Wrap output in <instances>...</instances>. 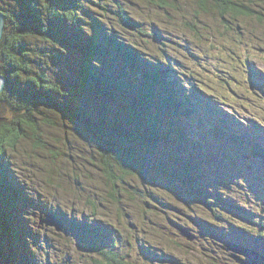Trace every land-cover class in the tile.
I'll use <instances>...</instances> for the list:
<instances>
[{
    "label": "rangeland",
    "instance_id": "rangeland-1",
    "mask_svg": "<svg viewBox=\"0 0 264 264\" xmlns=\"http://www.w3.org/2000/svg\"><path fill=\"white\" fill-rule=\"evenodd\" d=\"M15 2L16 0H0V21L1 13L5 16L4 29L0 36V121L4 120L5 123H3L9 126L15 124L19 128L22 123L23 131L17 138L0 132V139L11 137L15 144L13 152L10 149L5 151L3 148L0 149V197L8 198L7 195L10 194V200L8 198L10 205L0 204V210L6 216L5 223L7 225L16 226L18 223L16 214H18L19 232L23 229L27 232H24L26 240L24 247L27 243L31 247L32 262L38 263L37 260L40 259L42 263L52 261L53 264H100L97 261H101V256L94 261L95 257L90 253L89 248L94 250V248L104 246L109 249L113 244L109 242L112 238L115 239V248L120 256L124 257V264H152L153 261H156L155 264H241L239 261L237 262L236 255L243 256L241 258L245 260L250 259L230 250L229 244L247 246L256 253H263L264 244L261 235H264V158L262 156L260 160L252 158L251 153L247 152V148H252L250 144L256 146L257 142H264V123L252 125L251 131L254 135L249 137L246 133H241L245 129L234 125L229 128L225 125L228 124L226 116L223 119L217 109L225 107L228 110V108L238 105L240 107V102L242 107H245L243 102L247 97L240 92H246L251 96L258 94V97H262L264 83L261 80L257 81L252 71L253 69H264V21H259L256 18H242L236 22L231 19L233 24L229 23L231 26L228 27L215 13L200 12L196 15L194 4L189 0H181L182 10L174 13L173 19L162 12L158 14L159 10L154 9L156 7H153L148 0H82V7L78 10H69L70 15L58 10L60 13L63 12L65 18H76L77 23H66L68 33L59 29L52 33L45 31L46 27L42 28V26L47 24V13L57 12L53 9L55 8L53 5H50L52 8L47 7L43 0H28V3H31L28 6L23 5L25 4L23 1L20 4L16 2V6H14ZM56 4H59V0L56 1ZM82 9L88 10L90 14L91 12L97 13L94 31L90 30L91 17L85 15ZM15 12L17 15L23 16L21 22L26 23L30 20V23L35 26L25 27L24 32L17 33L20 30L16 26ZM129 22L132 26L128 29L129 35L133 36V39L120 37L117 39L118 42L108 36L109 42H105V47L97 44V37L101 36V33L104 34V30L112 32L122 27L125 29ZM189 24H192L194 29H191ZM111 26L115 29H112ZM79 27L85 29L88 43L81 39L76 41L77 31L75 29ZM91 34H94V37H91ZM160 35L165 37L160 39L162 41L157 40ZM88 36L93 38V42ZM64 44H66V49ZM134 45L136 49L141 48L146 52L145 54H148L146 58L153 59V65H166L169 68L172 66L174 71L170 73L173 74L176 70L183 84L190 90L192 82L199 83L202 90L198 88L196 92L204 94L203 98L208 99L207 103L199 102L200 100L191 96L194 101L192 103L206 109L201 116L204 120V123H201L202 126L198 125L200 122H196L195 130H190L191 140H186L188 134L185 138L180 136L178 138L175 134L174 140L170 139L165 144H161L158 149L152 148L150 152V162L157 165L164 159L177 157L175 153L181 156L180 151L189 157H195L192 172L188 175L185 173L184 182L174 180L175 178L172 180L173 176L168 174H159L157 169H153L154 177H149L150 173L146 169L152 170V168H146L140 172L145 176L138 177L136 180L135 176H129L131 172L128 171L127 175L125 171H120L119 165L117 168L116 163L112 162L113 168L115 167V174L113 173L114 169L111 170L112 174L117 176L116 184H113L98 170L96 167L98 162L94 160L95 157L97 160L98 156L91 153L86 161L98 175L88 174L87 170L83 173V178L90 179L95 176L99 181L105 180L114 191L108 204L99 209L100 212L95 211L93 214L88 207L77 208L75 203V209H73L66 201L60 199L57 194L68 192V187L73 186L68 185L69 183H63L56 189L57 186H60L58 182L53 183L54 185L47 182L49 186L45 187L52 195L47 196L40 191L33 195L34 190L44 187L42 178H47L45 170L48 165L49 175L53 181L59 180L58 169H69L74 166L75 156L71 153H62L61 146L62 148L68 146L64 139L71 134L82 136L83 133H86L83 129H74L68 134L70 129L63 121L65 113L57 108H50L49 104L43 102H75L79 105L71 106L68 109L75 108L77 110L78 108L84 113L85 119L91 118L92 120L94 116L106 115L102 114L103 108H106L104 102L109 101L114 105L113 107H119L120 102L113 98L111 92L114 84H123L117 80L122 78V74L118 73L122 67L118 66L116 69H112L114 68L113 63L114 61L119 63L118 57H121V52L124 55H130L126 51L130 52ZM99 62L103 69L96 71L92 66L94 67V63ZM54 63L57 64L56 68ZM37 66H50V73L40 71ZM177 66L179 67L177 68ZM141 69L143 70H138L137 73L136 69L123 68V73L129 83H133V80L143 82L140 74L145 70L150 71L152 75L158 73L150 66H141ZM66 70L69 74L59 75V72ZM89 72L91 77L88 76ZM232 72L235 73L236 79L230 78ZM219 73L224 76L226 84L221 82L217 75ZM113 76H116L117 79L112 80ZM95 77L99 78L96 83L93 81ZM11 78L15 81L10 82ZM106 78L108 80L104 81L108 83H103L102 79ZM30 81L35 83L36 88ZM144 81L146 80L144 79ZM173 81H176V78ZM17 83H20L25 93H20V90L14 87V84ZM150 83L147 82L149 85ZM61 84L66 86L65 90L59 89ZM42 86L44 88H39ZM230 87L235 90L231 88L229 91ZM37 89L48 91V98L37 95ZM233 91L238 93H233ZM164 95L161 93L159 98H163ZM108 97L112 99L107 100ZM262 99L260 106L264 108V98ZM88 100H90V105ZM120 101L122 106L125 105L122 100ZM184 101L188 103L190 99L187 98ZM36 104H40L41 107L34 108ZM261 111L264 112V109ZM73 112L77 116L75 111ZM53 113L58 117L50 115ZM44 115L46 118H43ZM27 117L36 120L37 124L32 125ZM210 120L214 122L212 123ZM57 121L64 123L61 125V130L65 136L56 130L51 132L58 140L56 142L58 151H55L45 144L42 133L45 127L51 129L56 126ZM162 124L164 127L176 129V126L168 125L164 121ZM212 125L216 126L217 132L224 130L225 133L222 131L221 133L225 135L215 139L212 134L214 130ZM224 126L228 127L227 131ZM255 126L262 129L261 135H256ZM85 129L89 130V128ZM202 133L205 134V138L201 136ZM139 138L140 136L134 134L135 140ZM231 139L237 142L233 143ZM171 141L174 143L171 144ZM242 143L245 144V147ZM138 145L141 147V142ZM78 151L81 152V149ZM222 151L226 153L225 157L222 155ZM136 154V152L132 153L134 157L137 156ZM6 155L13 167L12 171L9 170L10 173L7 172V169H10L9 165L5 164L7 162ZM231 158L234 159L232 162L235 165L231 162ZM53 159H57V166L51 162ZM176 159L168 161L169 163L164 162L171 172L172 169L180 168L183 165V161ZM204 160L210 164L211 168H204ZM179 164L181 166H177ZM133 169L137 176L139 174L138 166ZM177 176L181 177L179 174ZM197 176L199 181L195 182ZM130 180L140 182L139 198L135 194L133 197L131 196L133 192L130 189ZM76 182L77 180L74 183L76 184ZM128 182L129 185H127ZM190 182L194 184H190ZM19 183L22 186L19 187ZM8 185H13L16 188H10ZM28 185L32 189L28 188ZM197 186L200 189L196 190ZM27 188L30 194H28ZM20 191L29 199L20 198L18 195ZM151 194L154 196L153 198ZM60 195L66 197L67 200L70 198L69 194ZM122 196L130 201V205L124 207ZM26 200H30V202L25 203ZM53 204L57 206L56 211L65 207L67 209L65 212L70 217L75 216L74 210L76 209H80L78 215L81 218L91 216L92 213V215H96V220L105 222L107 226L111 225V231L108 230L110 227L104 228L103 231L102 227L106 224L98 223L96 224L99 225L98 232L92 233L95 238L83 235L78 238L81 240L80 244L75 238V232L71 231L70 224L67 228L68 232L62 235L60 232L64 226H62L63 229L58 230L55 226L51 227L44 222L41 223V219H46L42 210H46L47 207L51 209ZM13 207L16 208V212L13 211ZM81 218H78L77 222H80ZM195 218H198V221H195ZM134 221H139L140 224L132 229ZM177 224H183L190 229L195 235V239L189 240L182 235L179 228L176 227ZM259 225L262 226L260 230L257 229ZM127 226L130 229H122ZM245 226L248 227V231L243 230L246 229L243 228ZM117 227L123 232L121 233ZM137 227L139 230L136 229ZM252 227L254 230L251 229ZM36 231L41 234V240L34 237ZM127 231H129L128 234ZM252 231L254 235H259V238L252 237ZM70 232L74 233V236L70 235ZM22 243L14 235L12 239H7L8 246H5L6 248H3V244L0 245V253H3L2 256L0 255V264H10L11 254H15L16 258L19 257L22 264H30L16 249L17 244H20L19 248L21 249ZM96 243L100 246L95 247ZM154 249L163 253V256L156 259L150 258L147 252ZM169 252H174L175 257H171ZM253 256L256 255L253 254Z\"/></svg>",
    "mask_w": 264,
    "mask_h": 264
},
{
    "label": "trees",
    "instance_id": "trees-1",
    "mask_svg": "<svg viewBox=\"0 0 264 264\" xmlns=\"http://www.w3.org/2000/svg\"><path fill=\"white\" fill-rule=\"evenodd\" d=\"M22 1L25 3V4H23L25 6H28L31 4V3H28V0H16L17 4H20ZM43 1L47 7L49 6L50 8H52L50 5H53L55 7L53 9L57 12L47 13V15H46L47 24L45 26H42V28L46 27V28H44V30L48 31V32H52V33H54V31H56L57 29H59L65 33H68V28H67L66 23L67 22L68 23H77L76 18L75 17L65 18L63 16V12L60 13L58 10L64 11L65 14L70 15L69 10H71V9L78 10V9H80V7H82V4H83L82 0H59V4H56L57 0H55L54 2L52 0H43ZM148 1L150 2L151 5H153V7H156L154 9H157L160 11V12L157 11L158 14H160L162 12L164 15H168L167 17H169L171 19H173L174 13H178L182 10V6L180 5L181 0H148ZM189 1H191L194 4V13L196 15L199 14L200 12H204V13L211 12L212 14L215 13L220 18H222L221 20L223 22H225V24L228 27L231 26L229 23L233 24L231 19H234L236 22L240 21V19H242V18H245V19L256 18L259 21H262V20L264 21V0H189ZM16 2H15L14 6H16ZM130 2H132V1H130ZM25 11H27V10H25ZM82 11H84L85 15H88L89 17H91L90 22H89L90 23V30L94 31V23L96 22L97 13L91 12V14H92V16H91V14H90V12H88V10L82 9ZM82 11H81V14H83ZM14 16L16 19V21H15L16 26L20 30L19 32L17 31V33L24 32L25 27L29 28L32 25L35 26V24L30 23V20H28L26 23L21 22V21H23V16L17 15L16 12H15ZM189 26H191V29H194V26L192 24H189ZM130 27H132V26H131V23L129 22V23H127V27L125 29L123 27L120 29H117L116 31L118 32V35H116L115 32H113L115 30H113L112 32H107L106 30H104V31L106 33H108V36L110 37V39H113V40L120 39V37L127 38V39H133L134 37L129 35L128 29ZM48 28H50V30H48ZM111 28L115 29V27H113V26H111ZM104 29H106V28H104ZM41 30H43V29H41ZM75 31H77V33L75 35L76 41L81 39L83 42H87L86 32H85V29L83 27L76 28ZM241 32H243V31H241ZM108 36L103 35L101 33V36L97 37V44L105 47L106 46L105 42H109ZM49 37H51V36H49ZM91 37H94V34H91ZM91 37L88 36V38L91 39V41L93 42V38H91ZM161 38H165V37L160 35V37L157 40H160ZM160 41H162V40H160ZM135 44L139 45L138 43H135ZM107 46H111V45H107ZM135 47H136L135 45L132 46V48L130 49V52L128 50L126 51L127 53L130 54L128 56L124 55L121 52V57H118V60H120L119 63L117 64L116 61H114V63H113L114 68H112V69H116L118 66L122 67V70L120 69L118 71L119 74H122V78H120L121 80L117 79L116 76L115 77L113 76L112 80L117 79L123 84H114L113 91L111 92V94L113 95V98L118 100V102H120L121 105L119 107H113L114 105L111 104L109 101L104 102L105 103L104 106L106 108H103L102 114L105 113L106 115H103L100 117L94 116L93 120L91 118L85 119L86 117L84 116V113L81 110H79L78 108H77V110L75 108L68 109L71 106L77 107V105H79V104H76L75 102H71V101H66L64 103L43 102L45 104H49L50 108H57L58 110L65 113V118H64V120L66 122L65 125H67V127H69V129L71 130V131H69V134L74 129H83L86 133H83L82 136H76L74 134H71V136H67V138L64 139V141L67 143L68 146L67 147L65 146L64 148H62V146H61L62 153L63 154L71 153L75 156L74 166L70 167L69 169H66V168L58 169L59 173L57 174V176H58L59 180L53 181L49 175L50 168L48 165V168L45 170V172L47 173V174H45V175H47V178L46 179L42 178V181L44 182L43 183L44 187H42V189L38 188L39 190H34L33 195H35L36 193L38 194V191L44 193V195H47V196L52 195L50 192L48 193V190L45 187V186H49L47 184V182H49V184H52V185H54L53 183H56V182H58L60 185H62L63 183H69L68 185H73V186L68 187V192L64 191V193H58L57 194V196L60 199L66 201L68 203V205L70 207H72L73 209H75V205H76L77 208H80V206L88 207V209H90L93 214L95 213V211L100 212L99 209L102 206L105 207L108 204L112 195L114 194V191L111 189V187H109L107 181H105V180L99 181V179H97L95 177L98 175V173L96 171H94L92 169L91 165L89 163H87V161H86L88 159L89 154H91V153H93L94 156H98L97 160H96V157L94 158L95 162H98L96 164V167L98 168V170L101 173H103V175L107 179L112 181L113 184H116V177L117 176L116 175L113 176V174H112V171H111L112 169H114L113 173L115 174V167L113 168L112 162L116 163L117 168L119 165L120 171L121 170L125 171V173L127 175H128V171L131 172V175H129V176L130 177L135 176L136 180L138 179V177H144L145 176V174H141L140 172H142L146 168H150V169L152 168V170L146 169V171L150 173L149 177H154V173H152L154 171L153 169H157L159 174H162V173L168 174L169 176H173L172 180H173V178H175L174 180H182L184 182H185V180L183 179V176H186L185 173L188 175L190 172H192V167L194 165L195 157H193V158L189 157V155L180 151V153H182L181 156L179 154L175 153V156L177 155V157L164 159V161L162 163H159L157 165V164H153L150 162V158H151L150 152H151L152 148L158 149V147L161 144H165L170 139L174 140L173 138H174L175 134L178 138H179V136L185 138L188 134L186 140L187 141L191 140L192 134H191L190 130L191 129L195 130L194 126H195L196 122H200L198 125L202 126L201 123H204V120H202L201 116L203 115L204 111L206 110L204 107L202 108L200 105H197L196 103H192L194 101H192L191 96L196 98L197 100H200L199 102L207 103L206 100H208V99L203 98L205 96L204 94L196 92L198 90V88L200 90H202L199 83H196V82L193 83L192 82V84H191L192 88L190 90L185 84H183V81L177 75L176 70L173 74L170 73V72L174 71V68L172 66L169 68L166 65H162V66L161 65H153L152 64L153 59L150 60V59L146 58L147 57L146 55H148V54H145L146 52H144L141 48L136 49ZM64 48L66 49V44H64ZM121 48H122V46H121ZM175 60L178 61L177 59H175ZM170 61L173 62V60H170ZM141 66H144V67L150 66L151 68H153V70L155 69L156 71H158V73L157 74L153 73V75H152V73H150V71L145 70V72H142V74L139 73L141 75V77L143 78V82H138V81L133 80V83H129L127 81V77L123 73L124 72L123 68L136 69V72L138 73V70H140V71L143 70V69H141ZM37 67L40 71H42L44 73H50L49 72L50 66H48V67L37 66ZM54 67L55 68L57 67L56 63H54ZM178 67L179 66H177V68ZM92 68L95 69L96 71H99V70L103 69V66L99 62V63H94V67L92 66ZM22 70L24 72H27L24 69H22ZM227 70H229V68H227ZM125 72H126V70H125ZM227 73H229V72H227ZM60 74L61 75L66 74L67 75V74H69V72L66 70V71L61 72V73L59 72V75ZM252 74L255 78H257V81L260 82V80H261V82L264 83V77H263L264 71L263 70L253 69ZM186 75H188V74H186ZM217 75L221 79V82L226 84V82L224 80V76L221 75V73H219ZM88 76L91 77L90 72H89ZM153 77H154V79H153ZM188 77H189V75H188ZM174 78H176V81H173ZM230 78L236 79L235 73L232 72V76ZM98 79H99L98 77H95V78H93V81L96 83V80H98ZM134 79L137 80L136 78H134ZM144 79L148 83L151 82L150 85L147 84V82L144 81ZM102 80L103 81L108 80V78L102 79ZM227 80H230V79L227 78ZM12 81H15V80L11 78L10 82H12ZM30 82L32 83V81H30ZM238 82L240 83V80ZM103 83H108V82L104 81ZM32 85H34V87H35V83L34 84L32 83ZM221 86H223V85H221ZM263 86H264V84H263ZM14 87L16 89L20 90V93H22V92L25 93L24 89L20 85V83L14 84ZM39 88H44V87L42 86ZM231 88H233V87H230L228 90L230 91ZM59 89L65 90L66 86L64 84H61L59 86ZM182 89H183V91H185V94H183ZM233 90H235V89L233 88ZM260 90H262V89H260ZM36 92H37V95L44 96L45 98H48V96H49L48 91H45V89H42V90L37 89ZM258 92L262 93L261 91H258ZM87 93H89V92H87ZM161 93L165 94L163 98H159V95ZM233 93H238V92L233 91ZM240 93L247 97L244 99V102H243L245 107H242V104L240 102V107L238 105L237 107H230V108H228V110H226L225 107L218 108L217 112L220 114V116L223 119H224V116H226V120H227L228 124H225V125H227L229 128L231 125L236 126L237 124H239L241 126V128L245 129V131L241 132V133L242 134L246 133L247 135H249V137H251L252 135H254V133H252V131H251V125H255V124L260 123V122L264 123V112L261 111L264 108L262 106H260L261 102L263 100L262 98H264V93H262V97H258V94H256L255 96H251L250 94H248L246 92H240ZM33 96H35V95H33ZM187 98L190 99V102H188V103L184 101ZM97 99H98V97H97ZM106 99L111 100L112 98L110 99L108 97ZM120 100H122L125 103V105L122 106V102ZM89 102H90V100H88V103ZM88 103H86V104L88 105ZM101 103L103 105L102 101H101ZM191 103H192V105H189ZM211 103L214 104L213 102H211ZM62 104H64V106H62ZM89 105H90V103H89ZM159 105H161V107H158ZM93 106L96 108L98 107L96 105H93ZM202 106H204V105H202ZM39 107H41L40 104H36V106H34V108H36V109ZM234 108H237V109H235V111L233 112ZM73 111H75V113L79 117H77ZM217 116H219V115H217ZM145 117H146V119H144ZM43 118H46V116L44 115ZM27 120L29 122H31L32 125L37 124L36 120L31 119L30 117H27ZM163 121L166 122L168 125L176 126V129H173L171 127H164L162 124ZM210 121H212V120H210ZM3 122H4V120L0 121V132L1 133H5V134L13 136L15 138H17L22 133L23 129H22V123L21 122H20L21 123L20 128H19V126H15V124L9 126L7 124H4L5 122L4 123ZM213 122L214 121H212V123ZM206 123H209V122H206ZM225 123H226V121H225ZM55 124H56V126L51 127V128L59 130L58 133L65 136L63 131L61 130V125L59 127L57 125V123H55ZM244 125H246V126H244ZM215 127H216L215 125H212V129H214L212 131V134H213L215 139H218L219 135H225V134H219L221 131L225 133L224 130L217 132ZM228 127L224 126V129H226V131H227ZM85 128H89V130H86ZM45 131L46 130L44 129V131L42 133L43 134L42 138H43L44 142H46L45 144L48 146V148H51L55 151H58V146L56 143V142H58V140L55 139L54 141H52L51 137H50V135H52V133L48 134V132L47 131L45 132ZM139 132H140V134H139ZM236 133H238V132L236 131ZM44 134L49 135L47 137L48 139L43 137ZM134 134L137 136H140V138L135 140ZM201 136H203L205 138L204 133H202ZM5 139L6 140L9 139V140L5 142L4 141ZM145 139H147V141L150 143L149 144H147V143L142 144L140 147V145H138V143H140L141 140H145ZM240 139H241V137H239V140ZM231 141L233 143L237 142L236 140H232V139H231ZM173 143L174 142L171 141V144H173ZM261 143H262V145H261ZM256 144H257L256 146L259 149L255 145H252V144H250L252 148H247V149H248V152L251 153V156L253 158L260 160L261 156L263 155L262 153H264V142H260V143L257 142ZM88 145H89V148H87ZM243 145L245 147V144H243ZM10 146H14V147H10ZM72 146L78 147L79 149H81V152H79L77 149H75ZM147 147H148V149H147ZM1 148H3V151H5L6 149H10V151L13 152L15 150V144H14V141L11 139V137H5L3 140L0 139V149ZM73 150H76V151H73ZM129 150H131V151H129ZM258 150H260L261 152H259ZM133 152L137 153L136 157H134L132 155ZM82 153H84V154L81 155ZM225 154L226 153L222 151V155H224V157H225ZM67 155H69V154H67ZM262 158H264V157L262 156ZM3 159H4V156H3ZM175 159L177 161H183V165H182L183 167L181 166V164H179L177 166H181V167L172 169V172H171V171H169V168H167V166H165L166 165L165 163H169L168 161L175 160ZM6 160H7V155H6ZM56 160L57 159L51 160V162L55 166H57ZM232 160H234V159L231 158V162H232ZM7 164L9 165V167L11 165L10 169H7V172H9V170L12 171L13 167H12V164L9 162V160H7ZM203 164H204L203 165L204 168L205 167H206V169L211 168L210 164H208L206 162V160L203 161ZM135 166H138V168H139L138 169L139 174H137V176L134 174V173H136V171L133 169V167H135ZM201 168H203V167H201ZM87 170H88V172H86V173L91 174V175H95V176L90 178V179H84L83 173ZM176 170H178V171H176ZM178 174L181 175V177L177 176ZM41 175H44V174H41ZM70 177H72V178H70ZM76 180H77V182L75 184L74 182ZM95 180H97V182H95ZM81 181H83L82 184H81ZM194 181L195 182L199 181L198 176H197L196 180H194ZM99 183H101L102 185H100ZM130 183H131L130 189L133 192V194H131V196L133 197V195L135 194V196L139 198L140 195H138V194L140 192V182L138 183L137 181L130 180ZM89 184H91V185H89ZM190 184H194V183L190 182ZM127 185H129V182L127 183ZM241 185H243V184H241ZM20 186H22L21 183H19V187ZM9 187L13 188V189L16 188V187H13V185H11ZM52 187H51V189H52ZM72 187H74V188L72 189ZM51 189H50V191H51ZM56 189H58V186L56 187ZM195 189L198 190L200 188L197 186ZM69 190L71 191V194H72L71 196L73 198H71V196H70L69 200H67L66 197H62L60 195V194H62V195L69 194ZM53 192L55 193V191H53ZM87 192H88V194H87ZM28 194H30V193H28ZM18 195L20 198L23 197V198L29 199L27 197V195H24L22 193V191H20L18 193ZM7 197L10 200V194L7 195ZM122 197L125 200H127L125 202V200L122 199L124 207L130 205L129 204L130 201L128 199H126L125 196H122ZM151 197L153 198L154 196L151 194ZM8 198L0 197V204L1 205H10ZM27 201L30 202V200H26L24 202L27 203ZM137 201L139 202L138 199H137ZM76 202H78V203H76ZM74 203H75V205H74ZM227 203H230V202H227ZM88 205L91 206V208H89ZM234 206L236 207V205H234ZM51 209L56 211L57 206L55 204H53ZM51 209L48 207L46 208V210H51ZM53 210H51V211H53ZM66 210L67 209L65 207H63V208L61 207L60 210L56 211V214H60L63 217H67L69 219H73V217H75V216L79 219L81 218L78 215L79 214L78 210H80V209L74 210L76 214L73 217H70L65 212ZM13 211L16 212L15 207H13ZM92 213H91V216H87V217H95L96 216V215H92ZM65 214H66V216H65ZM5 219H6V216L0 210V245L3 244L2 245L3 248H6L5 246H8L7 239H12L14 237V235H16L18 237V239L23 242L21 244V249L19 248L20 244H17V246H16L17 251L22 255V257L26 261H29L30 264H34L31 260V256H32L31 247L29 246L28 243L26 244V247H24V242H26V240L24 238V232H26V231L23 229L19 232L20 221H19L18 214H16V220L18 222L16 226H13L12 224L7 225L5 223ZM195 219H197V218H195ZM76 222H77V220H76ZM125 223H127V222H125ZM137 224H140V222L134 221V226L132 227V229L135 226H137ZM68 226H69V224L66 225V228H65L66 230L64 229V233L68 232L67 231ZM109 227L112 228L111 225ZM158 227H160V226H158ZM96 228H99V226H96ZM117 228H115V229H117ZM243 228H246L243 230H247V231L249 230L247 226H245ZM260 228H262V226L259 225L257 229L260 230ZM122 229L127 230V229H130V227L127 226V227H123ZM136 229H138V227ZM251 229L254 230V227H252ZM102 230L103 231L105 230L104 227H102ZM118 230L121 233L123 232L119 228H118ZM259 230H258V232H259ZM71 231L75 232V238H77V242L80 244H81V240L78 238L82 237L83 234L86 236L87 234H89L91 232L89 225L85 224L81 221L77 222V223L71 221ZM97 232H98V229H97ZM141 232H142V230H141ZM126 233L128 234L129 231H127ZM70 235L74 236V233L70 232ZM252 237L259 238V235L258 236L254 235V233L252 231ZM90 239H92V238H90ZM92 240H94V239H92ZM261 240H262V243L264 244V241H263L264 235L263 234L261 235ZM109 242L113 243V244H111V247H109V249L105 248L103 246L94 248V250H92V248H89V251L91 250L90 253L92 255H94V257H95V258H93L94 261L96 260L97 257L99 258L101 256V261L100 260L97 261L100 264H124L123 263L124 257L120 256L119 252L115 248V239L112 238ZM94 246L96 247V246H100V245L96 243V244H94ZM5 250H7V249H5ZM159 253L160 252H157L154 249L153 251H151L147 255L150 258H152V257L154 258V255L159 254ZM173 253L174 252H169L171 257H175V255ZM2 254L3 253H0L1 256H2ZM161 254H163V253H161ZM11 257H12V261L10 262V264H16V263L18 264V262H19V264H22L21 263L22 261H20L19 257L16 258L15 254H11ZM154 259H156V258H154ZM153 262L154 263H152V264L156 263V261H153ZM35 264H38V263H35Z\"/></svg>",
    "mask_w": 264,
    "mask_h": 264
},
{
    "label": "bare ground",
    "instance_id": "bare-ground-1",
    "mask_svg": "<svg viewBox=\"0 0 264 264\" xmlns=\"http://www.w3.org/2000/svg\"><path fill=\"white\" fill-rule=\"evenodd\" d=\"M64 6V5H63ZM11 13V12H10ZM11 15V14H10ZM13 18V17H12ZM85 23V22H84ZM113 32H115V34L116 35H118V32H116V31H113ZM103 35H107L108 36V33H106L105 31H104V34ZM99 55V54H98ZM109 59V58H108ZM124 60V59H123ZM120 61V60H119ZM43 67V66H42ZM45 67V66H44ZM52 67V66H51ZM46 69V68H45ZM214 107V106H213ZM51 116H56V117H58V115L57 114H55V113H53V114H50ZM162 116V115H161ZM63 121L65 122V120L63 119ZM57 123V125L60 127V125H62L63 123H62V121H60V123H59V121H57L56 122ZM66 123V122H65ZM42 126V125H41ZM236 127H239V128H241V126L239 125V124H237L236 125ZM251 127H252V125H251ZM256 127V129L254 130L255 131V133H256V135H261L262 134V129L261 128H259L258 126H255ZM63 128V127H62ZM47 132H48V134L49 133H51V132H55L54 130H56V131H59V130H57V129H53V128H51V129H49V128H47V127H45L44 128ZM45 131V132H46ZM71 131V130H70ZM48 134H44V136L43 137H45V138H47L49 135ZM68 134H69V132H68ZM43 135V134H42ZM69 136H71V135H69ZM50 137H51V135H50ZM240 137V136H239ZM55 138H56V136H54L53 134H52V137H51V140L52 141H54L55 140ZM48 139V138H47ZM73 140V139H72ZM151 140V139H150ZM154 140V139H153ZM71 141V140H70ZM46 143V142H45ZM71 143V142H70ZM75 143V142H74ZM145 143H147V144H149L150 142H148L147 141V139H145V140H141V145L142 144H145ZM71 146V145H70ZM72 147H74L75 149H77V150H79V148L78 147H76V146H72ZM143 149V148H142ZM147 149H148V147H147ZM69 150V149H68ZM151 150V149H150ZM73 151H76V150H73ZM263 155V157H264V153H262ZM5 164L6 165H8L7 164V162H5ZM10 168V167H9ZM46 173V172H45ZM47 174V173H46ZM56 175V174H55ZM67 175V174H66ZM61 180V179H60ZM84 180V179H83ZM26 182V181H25ZM82 182L83 181H81V184H82ZM63 185V184H62ZM89 185H91V184H89ZM58 187H61V185L60 186H58ZM92 187V186H91ZM28 188H30V189H32L31 188V186L30 185H28ZM27 188V192L28 193H30ZM74 187H72V189H73ZM84 194V193H83ZM87 194H88V192H87ZM69 195L71 196L72 194H71V191L69 190ZM72 197V196H71ZM76 197V196H75ZM85 197V196H84ZM73 198V197H72ZM123 200H125L124 198H123ZM34 203V202H33ZM43 203V202H42ZM47 205V204H46ZM113 207V206H112ZM52 210V209H51ZM51 210H42L43 211V216H44V214L45 213H50L54 218H56L58 221H60V223H61V225L62 226H64V229L66 228V225L67 224H70L71 225V221L72 222H75V223H77L76 222V220H78V218L75 216V217H73V219H69V218H67V217H63L62 215H60V214H56V211L55 212H52ZM36 211V210H35ZM96 217V216H95ZM95 217H87V216H85V217H82V219H81V222H83V223H85V224H88L89 225V227H90V234H87L88 236H90V237H93V238H95L93 235H92V232H96L97 231V228H96V226H99V225H96V224H103V225H105L106 223L105 222H101L100 220H96L95 219ZM95 220L96 222H94L93 220ZM196 221H198V218L197 219H195ZM31 221L33 222V220L31 219ZM46 224V223H45ZM92 224V225H91ZM202 224V223H201ZM200 224V225H201ZM44 225V224H43ZM43 225H41V227H43ZM46 226V225H45ZM47 226H53L52 224H47ZM104 228H106V227H109V226H107V224H106V226H103ZM176 227H178L179 228V230L181 229V228H186V226L185 225H176ZM35 228H37V227H35ZM45 228V227H44ZM38 229V228H37ZM63 229V228H62ZM64 229L60 232V234H65L64 233ZM92 229V230H91ZM111 228H109L108 230H110ZM48 230V229H47ZM66 230V229H65ZM190 230V229H189ZM67 231H68V229H67ZM111 231V230H110ZM174 231V230H173ZM181 231V230H180ZM35 232V231H34ZM88 233V232H87ZM192 233V232H191ZM193 234V233H192ZM84 235V234H83ZM61 236V235H60ZM34 237H37L38 238V240H41L42 239V237H41V234L38 232V231H36V236H34ZM61 238V237H60ZM57 239H58V237H57ZM62 239V238H61ZM35 240H37V239H35ZM51 240V239H50ZM96 240V239H95ZM102 240V239H101ZM107 242V241H106ZM235 243V242H234ZM110 245V244H109ZM104 247V246H103ZM239 247V246H238ZM40 248V250H41V246L39 247ZM144 249V248H143ZM145 250V249H144ZM42 251V250H41ZM150 253V251L149 252H147V254H149ZM174 254V253H173ZM34 256L36 257V255L34 254ZM159 256H163V254H161V253H159V254H156V255H154V258H158ZM240 256V255H239ZM241 257H243V256H241ZM38 258H39V255H38ZM37 262H38V264H53L52 263V261H49V262H47V263H42L41 261H40V259L39 260H37Z\"/></svg>",
    "mask_w": 264,
    "mask_h": 264
},
{
    "label": "water",
    "instance_id": "water-1",
    "mask_svg": "<svg viewBox=\"0 0 264 264\" xmlns=\"http://www.w3.org/2000/svg\"><path fill=\"white\" fill-rule=\"evenodd\" d=\"M4 19H5V16L1 13L0 36H1L2 31L4 29ZM44 216H46V219H44V218L41 219V223L44 222L46 224H52L58 230L62 228L60 221H58L56 218H54L50 213H45ZM180 230H181V234L184 235L185 237H187L189 240L195 239V235L192 234L188 228H181ZM228 248L230 250H233L239 254H243V255L250 258V259H246V260L243 259L242 260V258L240 259V257H238L236 255L237 261H239L241 264H264V258L259 256V255H256L254 257L253 256L254 252L251 249L241 247V246L238 247L237 245H234V244H229Z\"/></svg>",
    "mask_w": 264,
    "mask_h": 264
},
{
    "label": "clouds",
    "instance_id": "clouds-1",
    "mask_svg": "<svg viewBox=\"0 0 264 264\" xmlns=\"http://www.w3.org/2000/svg\"><path fill=\"white\" fill-rule=\"evenodd\" d=\"M20 181V180H19Z\"/></svg>",
    "mask_w": 264,
    "mask_h": 264
}]
</instances>
